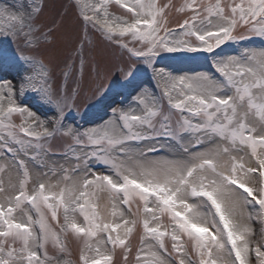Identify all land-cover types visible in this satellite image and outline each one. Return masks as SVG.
<instances>
[{
	"label": "snow or ice",
	"instance_id": "1",
	"mask_svg": "<svg viewBox=\"0 0 264 264\" xmlns=\"http://www.w3.org/2000/svg\"><path fill=\"white\" fill-rule=\"evenodd\" d=\"M112 2L92 4L89 14L75 0L85 32L99 33L128 57L117 84L129 103L87 129L66 117L85 91L93 101L109 91L102 77L116 66L86 67L80 43L79 65L69 54L60 68L61 88L53 80L57 65L33 55L56 21L45 33L36 23L41 6L19 0L0 7V36L18 46L15 57L0 60V70L17 58L25 66L18 83L0 80V264H52L49 243L68 251L61 235L83 240L81 264H115L117 250L128 264L138 226L135 264H264V49L224 51L253 35L264 38V0H192L176 8L188 13L176 28L168 21L171 0H115L131 14L123 21L110 14ZM162 53L187 54L211 70L173 74L157 66ZM132 65L150 70L154 87L142 86ZM28 93L53 110L52 119L21 103ZM57 140L64 143L54 150ZM100 193L121 222L102 218Z\"/></svg>",
	"mask_w": 264,
	"mask_h": 264
},
{
	"label": "rangeland",
	"instance_id": "2",
	"mask_svg": "<svg viewBox=\"0 0 264 264\" xmlns=\"http://www.w3.org/2000/svg\"><path fill=\"white\" fill-rule=\"evenodd\" d=\"M115 1V0H113ZM28 4H35L39 6L40 0H27ZM46 9L42 8L41 13L39 14L36 23L38 26L44 27L46 25H49L52 23L53 20L56 21L55 25V32L52 36H48L47 40L50 39V43L46 42L44 45L40 48L38 53H33V55L36 56L37 59L40 57H45L46 61L47 59H51L54 64L57 65L54 71V83H58L61 88L64 87L65 82L61 81L62 77L60 74V68L63 65V61L68 57L69 54H71L73 60H77V50L79 49L78 43L80 42L81 38V25H79V22L76 19L75 15V8L76 3L75 0H71V2H68L67 5L66 1H58V0H45ZM101 0H81L82 6H85L83 8L84 11H89V8L92 4H99ZM169 0H156L157 4H165L168 3ZM192 0H171V4L173 7L169 10V16L168 21L169 25L172 28H176L178 23H182L184 18L188 15L187 12L185 13H177L176 8L180 5L191 3ZM198 2L202 3H215L216 0H198ZM223 3H228L229 0H222ZM238 2V0H237ZM19 0H0V7L3 6H9V5H18ZM60 6L62 8L66 9V14L63 17L60 18ZM75 6V7H74ZM78 12L80 14V9H78ZM109 12L114 17H119L121 21L123 20H131V14L127 13L125 9L118 8L116 6H113L112 4L109 6ZM89 13H91L89 11ZM45 33H47V28L44 27ZM51 37V38H49ZM256 39H262V40H255L253 42L247 41V40H241L237 43H232L229 45H226L224 47V51L228 55H238L240 52L245 50H255L259 51L264 49V38L252 36ZM9 38H6L4 36H0V60L5 59V57L1 54V50L5 45L9 44ZM127 39V38H125ZM5 42V45H2V42ZM93 42L98 43V47H93ZM87 45L85 46V50L83 53V59L85 60L86 67L88 65H95L96 63H102L107 64L109 66L115 65V69L112 70L110 75L103 76L102 77V83L104 84V87L109 89L103 96L98 98L96 101H93L90 99L91 92L85 91V93L82 95L80 101L78 102V108L81 104L88 105V108H85V113L78 112L79 113V120L78 121H72L70 118H67L65 123L67 124H74V126L80 127L81 129H87L90 127L95 126L96 124L102 122V120L108 119V117L111 115L112 108L116 106H123L129 103V97L127 95V92H124L123 95H120L118 93L122 92L123 90L118 87L117 82L122 83L119 73V68L123 67L124 64L128 61V57L123 54L122 50H120L115 44H109L106 41L104 43L101 41L100 36H98L95 33L88 32L87 34ZM137 47H139V43L136 44ZM17 44H14V47L12 49L11 57L16 56V50H17ZM53 49H56L53 51ZM75 49V50H74ZM219 51V50H218ZM57 53L54 55V53ZM173 55H175L176 58H172ZM187 54H168V53H162L161 57L157 58V66L160 68H164L167 71L179 75L185 72H193V71H210L209 64L205 63L204 61H194L189 60L184 57H186ZM7 58V57H6ZM79 65V61L77 60V66ZM133 67H138L141 72L140 76V83H142V86L144 87H154V82L152 79V73L150 70H147L143 65H132ZM25 75V66L22 61H19L17 58L16 64L14 67L9 68L7 64H5L4 68L0 70V80H11L13 83H18ZM94 76V74H93ZM88 82L87 73L85 75V85ZM68 86L72 87V81H68ZM29 96L25 95L24 97H21V103L25 104L26 106L31 107L33 111H52L53 110L46 105H41L37 98H35V102L31 101ZM93 104L95 107H93ZM75 110H73L74 112ZM73 113H70L69 115H72ZM49 116V119H52V117ZM71 120V121H70ZM20 122V119L17 117L15 118V123L18 125ZM64 143V142H63ZM54 146V145H52ZM56 147V146H54ZM60 148L62 147L59 146ZM58 177H52V182H55V180ZM103 196L106 200V207L108 209V220L109 223H115V222H121L119 221V217H113L111 215V204L107 200L106 194L100 193L98 194V203L100 205L101 199L103 200ZM95 199V198H94ZM24 207H27L25 205ZM103 207V205H100V209ZM135 204L132 205V210L135 211ZM126 210V209H125ZM47 220L51 227H53L54 222L51 220L50 212H47V209H45ZM32 213H35L34 211ZM18 219L21 218V214L19 212L15 213ZM77 218V222L80 223L82 226H84L83 217L75 214ZM36 218V216L34 217ZM103 218V217H102ZM162 223L167 225L169 224V219L167 216L162 217ZM105 220V219H104ZM86 226V225H85ZM171 231V228L168 229ZM142 234V228L137 227L134 230V233L130 237L128 243L131 245L132 251L129 254L128 257V264H135V255L140 245V236ZM115 235V234H114ZM75 244H73V248L75 249L73 254L77 255V252H81V249L84 247L83 241H76L73 240ZM166 244L169 247V250L171 249V242L170 240L166 239ZM111 247L110 245L108 246ZM103 250V246H101ZM188 251L190 253V257L193 261H197V257L195 254L191 252V244H187ZM47 254L50 258H52V264H59V258L60 254L58 251L56 252L55 247L52 246L51 243L47 245ZM89 256H94L95 252L94 250L92 252H86ZM79 264H81L79 262ZM115 264H122V257L120 255L119 250L116 252L115 257Z\"/></svg>",
	"mask_w": 264,
	"mask_h": 264
},
{
	"label": "bare ground",
	"instance_id": "3",
	"mask_svg": "<svg viewBox=\"0 0 264 264\" xmlns=\"http://www.w3.org/2000/svg\"><path fill=\"white\" fill-rule=\"evenodd\" d=\"M103 205V207L100 209V212L102 213V217H103V219H105V221L107 222V218H108V209H107V205H106V200H105V198H104V196H103V200L101 199V201H100V205Z\"/></svg>",
	"mask_w": 264,
	"mask_h": 264
}]
</instances>
